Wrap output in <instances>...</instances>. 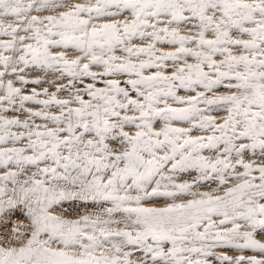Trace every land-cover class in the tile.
I'll list each match as a JSON object with an SVG mask.
<instances>
[{
    "label": "snow or ice",
    "instance_id": "1",
    "mask_svg": "<svg viewBox=\"0 0 264 264\" xmlns=\"http://www.w3.org/2000/svg\"><path fill=\"white\" fill-rule=\"evenodd\" d=\"M0 264H264V0H0Z\"/></svg>",
    "mask_w": 264,
    "mask_h": 264
}]
</instances>
